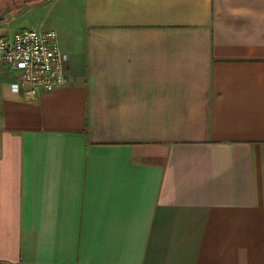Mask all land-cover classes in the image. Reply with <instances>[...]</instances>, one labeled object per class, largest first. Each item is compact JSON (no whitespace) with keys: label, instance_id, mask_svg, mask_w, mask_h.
<instances>
[{"label":"crops","instance_id":"crops-1","mask_svg":"<svg viewBox=\"0 0 264 264\" xmlns=\"http://www.w3.org/2000/svg\"><path fill=\"white\" fill-rule=\"evenodd\" d=\"M32 13L69 81L27 98L0 65V262L264 264V0Z\"/></svg>","mask_w":264,"mask_h":264},{"label":"built area","instance_id":"built-area-1","mask_svg":"<svg viewBox=\"0 0 264 264\" xmlns=\"http://www.w3.org/2000/svg\"><path fill=\"white\" fill-rule=\"evenodd\" d=\"M15 70L23 95L34 98L68 83L58 33L53 29L24 27L0 36V65Z\"/></svg>","mask_w":264,"mask_h":264},{"label":"flooded vegetation","instance_id":"flooded-vegetation-1","mask_svg":"<svg viewBox=\"0 0 264 264\" xmlns=\"http://www.w3.org/2000/svg\"><path fill=\"white\" fill-rule=\"evenodd\" d=\"M40 0H0V13L7 9L5 13L6 17L17 13L19 10L26 8L29 5H32Z\"/></svg>","mask_w":264,"mask_h":264},{"label":"rangeland","instance_id":"rangeland-1","mask_svg":"<svg viewBox=\"0 0 264 264\" xmlns=\"http://www.w3.org/2000/svg\"><path fill=\"white\" fill-rule=\"evenodd\" d=\"M29 6H27L26 8H24L22 10H19L17 13H15V14H13L10 17L7 18V19H9L8 21L10 23H14L15 21H17L15 24L12 25V28H11L12 31L18 29L17 27L18 26H21L23 24L22 23V20H23L22 17L25 15L26 10H27V8ZM34 16H35L34 13H32L31 14V17H30V20L28 21L27 26L28 27H36V28H39V25H40L39 23L40 22H39V20H37L36 16L35 17ZM20 18H22V19H20ZM12 31H10V32H12Z\"/></svg>","mask_w":264,"mask_h":264},{"label":"water","instance_id":"water-1","mask_svg":"<svg viewBox=\"0 0 264 264\" xmlns=\"http://www.w3.org/2000/svg\"><path fill=\"white\" fill-rule=\"evenodd\" d=\"M8 8L3 10L1 13H0V21H4L7 19L5 13L7 12Z\"/></svg>","mask_w":264,"mask_h":264},{"label":"trees","instance_id":"trees-1","mask_svg":"<svg viewBox=\"0 0 264 264\" xmlns=\"http://www.w3.org/2000/svg\"><path fill=\"white\" fill-rule=\"evenodd\" d=\"M0 264H12V263H9V262H0Z\"/></svg>","mask_w":264,"mask_h":264}]
</instances>
